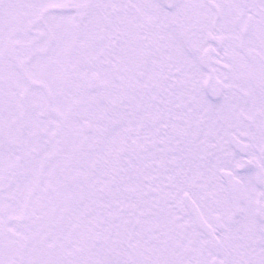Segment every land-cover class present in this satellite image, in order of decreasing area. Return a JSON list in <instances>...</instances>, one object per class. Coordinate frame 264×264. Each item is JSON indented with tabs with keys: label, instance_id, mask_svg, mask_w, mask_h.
Instances as JSON below:
<instances>
[{
	"label": "snow or ice",
	"instance_id": "snow-or-ice-1",
	"mask_svg": "<svg viewBox=\"0 0 264 264\" xmlns=\"http://www.w3.org/2000/svg\"><path fill=\"white\" fill-rule=\"evenodd\" d=\"M0 264H264V0H0Z\"/></svg>",
	"mask_w": 264,
	"mask_h": 264
}]
</instances>
